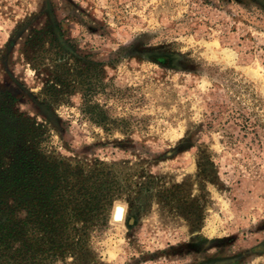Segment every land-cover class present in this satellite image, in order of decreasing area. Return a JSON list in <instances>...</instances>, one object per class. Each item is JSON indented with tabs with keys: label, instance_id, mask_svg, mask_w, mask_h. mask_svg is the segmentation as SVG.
<instances>
[{
	"label": "rangeland",
	"instance_id": "obj_1",
	"mask_svg": "<svg viewBox=\"0 0 264 264\" xmlns=\"http://www.w3.org/2000/svg\"><path fill=\"white\" fill-rule=\"evenodd\" d=\"M7 93L96 196L81 264H264V0H0Z\"/></svg>",
	"mask_w": 264,
	"mask_h": 264
},
{
	"label": "trees",
	"instance_id": "obj_2",
	"mask_svg": "<svg viewBox=\"0 0 264 264\" xmlns=\"http://www.w3.org/2000/svg\"><path fill=\"white\" fill-rule=\"evenodd\" d=\"M8 97L0 100V264L87 262L96 196L82 187L75 197L66 169L40 150L45 125L23 117Z\"/></svg>",
	"mask_w": 264,
	"mask_h": 264
},
{
	"label": "bare ground",
	"instance_id": "obj_3",
	"mask_svg": "<svg viewBox=\"0 0 264 264\" xmlns=\"http://www.w3.org/2000/svg\"><path fill=\"white\" fill-rule=\"evenodd\" d=\"M122 214H123V209H122V207L119 205V206L115 209L114 215H115V217L120 218V217H122Z\"/></svg>",
	"mask_w": 264,
	"mask_h": 264
}]
</instances>
